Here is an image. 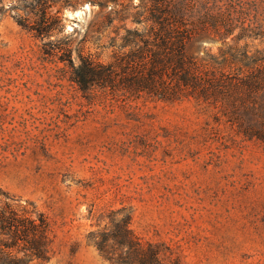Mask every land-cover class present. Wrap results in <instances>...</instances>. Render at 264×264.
Segmentation results:
<instances>
[{
  "label": "rangeland",
  "instance_id": "1",
  "mask_svg": "<svg viewBox=\"0 0 264 264\" xmlns=\"http://www.w3.org/2000/svg\"><path fill=\"white\" fill-rule=\"evenodd\" d=\"M183 1L193 18L227 20L189 40L188 55L264 50V0ZM34 2L0 0V210L46 217L51 254L31 264H112L89 234L119 229L128 212L164 261L264 264V144L193 97L79 90L69 64L43 57L41 40L15 21L35 18ZM148 2L58 0L51 38L71 36L74 49L108 61L125 29L144 26ZM241 25L263 33L237 38ZM12 236L0 224V244L30 258Z\"/></svg>",
  "mask_w": 264,
  "mask_h": 264
},
{
  "label": "trees",
  "instance_id": "2",
  "mask_svg": "<svg viewBox=\"0 0 264 264\" xmlns=\"http://www.w3.org/2000/svg\"><path fill=\"white\" fill-rule=\"evenodd\" d=\"M33 1L36 17L30 20L16 15L15 21L41 40L43 57L69 64L70 80L79 90L100 87L166 102L193 97L216 107L217 114L244 138L264 144V50L249 55L236 48L229 58L220 61L208 55L198 58L185 51V44L193 37L207 33L211 27L220 31L227 20L193 18L183 0H149L144 26L125 29L111 59L103 61L81 46L74 49L71 36L51 38L59 28L60 18L49 8L58 0ZM136 22L142 20L138 18ZM247 30H254L255 35L263 33L241 25L237 38ZM130 219L128 212L119 229L89 234L92 244L112 264H180L161 259L156 244L143 242L129 228ZM0 224L31 253L28 259L18 257L11 250L15 242L2 243L0 264H31L35 258L49 259L52 239L42 213L31 218L6 204L0 210Z\"/></svg>",
  "mask_w": 264,
  "mask_h": 264
}]
</instances>
